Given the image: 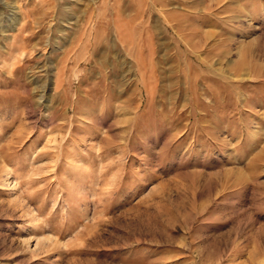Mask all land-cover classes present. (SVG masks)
<instances>
[{
  "label": "rangeland",
  "instance_id": "1",
  "mask_svg": "<svg viewBox=\"0 0 264 264\" xmlns=\"http://www.w3.org/2000/svg\"><path fill=\"white\" fill-rule=\"evenodd\" d=\"M0 264H264V0H0Z\"/></svg>",
  "mask_w": 264,
  "mask_h": 264
},
{
  "label": "bare ground",
  "instance_id": "2",
  "mask_svg": "<svg viewBox=\"0 0 264 264\" xmlns=\"http://www.w3.org/2000/svg\"><path fill=\"white\" fill-rule=\"evenodd\" d=\"M152 2V1H151ZM154 2V1H153Z\"/></svg>",
  "mask_w": 264,
  "mask_h": 264
}]
</instances>
